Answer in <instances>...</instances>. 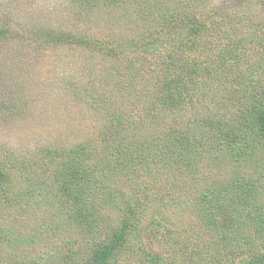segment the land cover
<instances>
[{
    "label": "trees",
    "instance_id": "trees-1",
    "mask_svg": "<svg viewBox=\"0 0 264 264\" xmlns=\"http://www.w3.org/2000/svg\"><path fill=\"white\" fill-rule=\"evenodd\" d=\"M103 1L100 14H107L105 20L118 22L115 13H125L132 27L141 29L136 25L155 24L151 13L156 12L160 31L141 35L133 43L131 36L129 45L111 40L115 46L89 30L54 32L57 40L78 43L85 59L99 54L101 71H115L118 86L114 93L98 76L86 85L85 99L96 108V143L44 147L38 155L43 167L29 156H22V163L6 157L0 168V204L15 206L22 198L26 206L38 205L43 199H34L36 183L58 208L54 218L49 215V226L65 228L69 221L77 222L81 247L72 253L62 245L64 254L55 264H113L122 249L138 250L146 264H191L199 256L209 264H264V38L249 47L252 40L245 29L255 24L234 21L239 32L216 48L219 42L205 33L215 28L217 18L226 16L217 7L198 14L187 0L183 3L192 11L175 12L170 0H131V6L129 0ZM11 34L9 24L0 25V43ZM125 68H143L147 77L136 81ZM189 109L195 114L192 118ZM142 130L148 135H136ZM203 152L213 161L210 171L193 168L196 161L204 162L205 157H197ZM118 166L128 174L132 171L135 179L111 171ZM166 170L179 179L166 183L158 180L159 174L154 177ZM150 172L154 174L145 178L143 174ZM105 176L112 178L107 182ZM191 190L194 194L188 197ZM156 200L186 203V213L205 235L195 233L198 224L167 222L153 208ZM149 227L172 244L160 249L152 235L156 247L149 254L148 242L140 241ZM17 237L0 226V242L6 240L15 248L7 252L19 256V262L35 264L42 258L25 260L24 250L30 253L34 239L29 234Z\"/></svg>",
    "mask_w": 264,
    "mask_h": 264
},
{
    "label": "rangeland",
    "instance_id": "rangeland-1",
    "mask_svg": "<svg viewBox=\"0 0 264 264\" xmlns=\"http://www.w3.org/2000/svg\"><path fill=\"white\" fill-rule=\"evenodd\" d=\"M187 1L195 7L198 14H204L211 8L217 7L222 15H226L217 18L215 28L207 30L205 33L208 34V37L212 34L214 41L219 42V45L215 46L216 48H222L224 42L230 39V34L233 36L237 33L235 30L239 28L233 24L234 21L243 25L255 24V26L245 29L247 36L252 40L249 47L253 45L254 41L264 38V0ZM129 2L131 6L133 1L129 0ZM170 2L168 4L171 6L169 7L175 8V12L193 10V7L185 6L183 0H170ZM147 3L144 2L145 7ZM104 6L103 0L94 2L90 0L87 3H83V0H0V25L9 24L12 33L10 38L0 43V168L4 166L6 157L11 158L9 160L11 163H15V161L22 163L25 158L22 156L25 155L26 158L29 156L33 163L42 165L41 157L38 155L44 147L70 146L83 141L90 143L98 141L99 132H94L98 128L96 108L91 107L89 101L85 99L88 97L86 85L98 76V81L102 79L103 83L110 85V90L115 93L118 77L115 76V71L112 74L106 73L110 71L108 68L104 69L105 72L101 71L100 68L104 66V63L99 54L85 59L83 48H78V43L57 40L54 32L59 33L66 30L67 33L83 34V30H89L101 39L108 38L109 44L115 46L110 43L111 40H115L118 44H128L131 36L133 37L131 43H133L141 35L152 32L157 35L158 21H160L156 12H153L151 19L155 21V24L136 25L143 26L141 29H136L132 27L133 22L128 21L125 13L123 17L115 13L118 22L112 23L109 19L105 20L107 14H100L104 10ZM89 9L94 14L90 22L87 19ZM97 19L99 21H96ZM166 30L167 28H163L161 31ZM237 31L239 32V30ZM136 32L141 33L136 34ZM47 33L49 35L46 36ZM159 34L162 33L159 32ZM254 34L257 35V38H254ZM224 35H227V39H224L226 38ZM247 51L253 52L252 49H247ZM94 60L96 61L95 65L91 66L90 62ZM125 69L136 81L147 77V71L143 68ZM123 91L127 92L125 89ZM145 91L146 89H143L142 92ZM129 100H133L131 95H129ZM187 112L190 118L195 115L194 112L191 115L190 109ZM140 132L148 135L146 130L139 131L136 135H139ZM17 157H19L18 160ZM197 157H205L204 162L196 161V167L193 166V168L197 169L201 166L203 170L210 171L213 161L208 158L210 157L209 152H203ZM32 169L30 168V171ZM111 171L113 173L122 171L124 175L135 179L132 171L128 174L119 166L112 167ZM8 172H12L11 167ZM18 172L19 170H16L15 174L18 175ZM173 172L166 170L156 174L150 172L143 175L146 178L153 174L156 177L159 174L158 180L167 183L170 180L177 181L179 179ZM31 175L32 173L29 174L30 177ZM193 177L192 172V180ZM111 178L105 176L103 180L108 182ZM18 186H21V190L23 188L25 191L24 183ZM34 187V199L40 201L42 198L43 202L37 203L38 205L26 206L21 198L15 206L7 207L0 204V226L12 229L18 236L17 239H21L26 234L32 236L34 241H31V246L30 244L25 245L26 248L30 246V253H26L24 250L25 260L42 255L41 259L37 258L35 264H55V261H58L64 254L62 245H67L72 253H75L76 247H81L78 238L80 228L76 221H69L65 228L49 226V215L52 218L55 217L52 213L58 209L57 205L53 198L46 195L44 189L36 183ZM262 189L264 197V185ZM193 194L194 190H191L188 197ZM169 203L172 201L156 200L153 203V208L159 214L162 213L167 222L182 220L190 222L192 225L193 223L198 224L189 213H186L188 207L186 203ZM143 219L146 218L143 217ZM152 228L149 227V230L140 238V241L148 242L149 254H152L149 249L152 250L156 247L152 241V235L157 240L156 243L160 249L172 244V242L164 243L162 239L154 235ZM64 229H66L65 232ZM189 233L190 231L185 234L189 235ZM195 233L205 235L206 230L198 224ZM67 240L69 242L66 244ZM185 243H190V241ZM23 246L19 245V247ZM10 247L6 240L0 242V264H22L24 261L19 262V256L7 252L8 249L12 252L15 251L14 247L13 249ZM201 258L202 256L196 257V260L194 259L191 264H209L201 261ZM227 263L229 260L223 264ZM113 264H146V260L138 250L122 249Z\"/></svg>",
    "mask_w": 264,
    "mask_h": 264
}]
</instances>
